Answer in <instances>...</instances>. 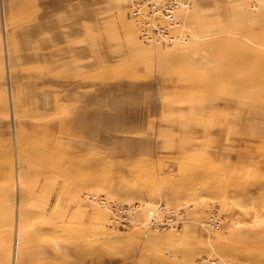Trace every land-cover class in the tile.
Wrapping results in <instances>:
<instances>
[{
    "label": "rangeland",
    "instance_id": "obj_1",
    "mask_svg": "<svg viewBox=\"0 0 264 264\" xmlns=\"http://www.w3.org/2000/svg\"><path fill=\"white\" fill-rule=\"evenodd\" d=\"M131 1L0 0V264H264V0Z\"/></svg>",
    "mask_w": 264,
    "mask_h": 264
},
{
    "label": "bare ground",
    "instance_id": "obj_2",
    "mask_svg": "<svg viewBox=\"0 0 264 264\" xmlns=\"http://www.w3.org/2000/svg\"><path fill=\"white\" fill-rule=\"evenodd\" d=\"M135 3L136 0L131 1L129 5V14L132 17V19H134V21L136 22L139 37L144 42H147L148 44H152V45L162 44L161 42H156V40L160 38L159 29L162 32H166L168 30L167 32L169 36H171L172 38L170 42H163V44H175V43L183 42L185 40V30H184L185 27L183 26L182 20L178 13H180L181 8H186L189 6L188 0H181L179 2L178 8L172 12L173 20L175 19V21L172 23L173 25H171L172 21L170 20L166 21L165 19H163V10L161 8V4L154 2L151 5V13H149V11L146 10L145 8L144 9L142 8V10L135 13L134 12L136 10ZM145 29H147L146 30V34L148 35L147 38L144 37ZM92 195H96V194L92 193ZM102 205L107 207V209L106 208L103 209L107 214L108 223L114 224V226L116 227L121 226L122 228H127L131 226L130 228L137 227L143 229L142 225H148L149 217L154 218L157 212L156 208L149 209L144 205V203H139V207L142 206V208L133 209L132 207H129L128 208L129 211L127 210V213L125 214L127 218L122 219L123 221L120 223L119 216H114V214L111 211L112 205H109V203ZM156 218H158V220L161 221L163 215L161 214ZM215 221L216 219L212 217L211 224H215L216 223ZM155 228H162V227L156 224Z\"/></svg>",
    "mask_w": 264,
    "mask_h": 264
},
{
    "label": "built area",
    "instance_id": "obj_3",
    "mask_svg": "<svg viewBox=\"0 0 264 264\" xmlns=\"http://www.w3.org/2000/svg\"><path fill=\"white\" fill-rule=\"evenodd\" d=\"M181 0H136L135 3V13L142 10V8L146 9L149 11V13H151V5L156 2L158 4H161V8L163 10V19H165L166 21L170 20L171 25H173L172 23L175 21V19L173 20V15L172 12L178 8L179 6V2ZM160 27V26H159ZM146 30H144V37H148V35L146 34ZM168 31V30H167ZM162 32L159 29L160 32V38L156 40V42H170L171 41V36H169L168 32Z\"/></svg>",
    "mask_w": 264,
    "mask_h": 264
}]
</instances>
